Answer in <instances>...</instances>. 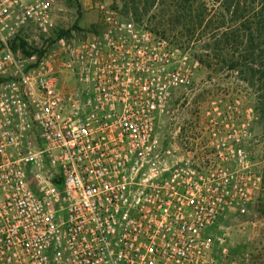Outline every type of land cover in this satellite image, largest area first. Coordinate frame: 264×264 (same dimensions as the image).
Wrapping results in <instances>:
<instances>
[{
	"label": "built area",
	"instance_id": "built-area-1",
	"mask_svg": "<svg viewBox=\"0 0 264 264\" xmlns=\"http://www.w3.org/2000/svg\"><path fill=\"white\" fill-rule=\"evenodd\" d=\"M57 1L0 0V264H218L263 184L248 130L215 107L164 146L199 60L105 5L59 34Z\"/></svg>",
	"mask_w": 264,
	"mask_h": 264
},
{
	"label": "rangeland",
	"instance_id": "rangeland-1",
	"mask_svg": "<svg viewBox=\"0 0 264 264\" xmlns=\"http://www.w3.org/2000/svg\"><path fill=\"white\" fill-rule=\"evenodd\" d=\"M152 1H155L153 8L146 10L145 7ZM183 1L185 0H58L55 18L59 28L74 30L77 36L81 37L97 29L98 9L101 5L115 8L124 17L135 21L136 10L137 17L140 18L138 23L146 24L155 32L172 39L188 50L192 57L199 58L206 54L213 56V39L218 32L220 33L215 29L219 18L214 17L219 14L216 11L212 18H203L202 15L196 18V14L203 12L205 16L212 6L218 8L219 2L189 1V4H194L196 10L193 13V20L203 19L201 25L196 26L191 34L170 21L169 8ZM209 20L212 23L210 25ZM206 44H211V48L206 47ZM231 49L228 47L226 50L230 52ZM228 56H231V53ZM214 62L215 59L212 60L213 66L210 68L200 66L189 92L176 93L172 107L174 112L163 116L159 138L164 146L178 142L179 126L182 133L187 129L190 136L198 134L205 121L212 118L210 113L215 111V107L226 117H232L240 135L243 136L244 129L248 130L249 135L244 137L243 147L252 167L262 175V187L247 206L245 213L227 215L220 221L217 229L211 232L226 235L225 246L228 253L225 257L219 258L218 264H229L233 258L240 264H252L254 258L264 259V119L253 115L254 89L238 79L239 73L229 71L228 63L215 65ZM218 67L224 69H219L218 72ZM214 255L219 257L221 248H215Z\"/></svg>",
	"mask_w": 264,
	"mask_h": 264
},
{
	"label": "trees",
	"instance_id": "trees-1",
	"mask_svg": "<svg viewBox=\"0 0 264 264\" xmlns=\"http://www.w3.org/2000/svg\"><path fill=\"white\" fill-rule=\"evenodd\" d=\"M189 1L185 0L182 3L174 4L173 8H169L170 21L172 20L174 24L193 34L192 30L194 31L196 26L201 25L203 19L193 20V13L196 10L194 4H189ZM216 1L219 2L218 8L212 6L205 16H203V12L196 14V18H200L201 15L203 18H212V15L217 11L219 16L214 18H219V20L215 29L220 31L213 39V56L206 54L197 59L202 66L209 68L213 66L211 62L214 59L215 65L228 63L227 69L239 73L238 79L254 89L253 115L256 114L257 118L264 119V0ZM154 2L148 4L145 9H152ZM135 16L138 22L140 18L137 17L136 10ZM210 24H212L211 20H209ZM69 32L68 29L59 30V34H68ZM24 44L25 42L20 39V45L23 47ZM210 45L206 44V47L211 48ZM13 47L15 48L16 45ZM228 47L232 48L230 52L226 50ZM230 53L231 56H228ZM219 69L223 70L224 68L218 67V72H220ZM252 264H264V259L254 258Z\"/></svg>",
	"mask_w": 264,
	"mask_h": 264
}]
</instances>
